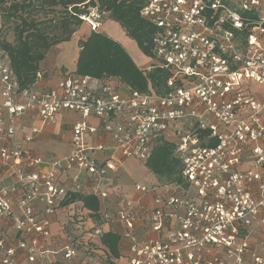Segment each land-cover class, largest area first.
Masks as SVG:
<instances>
[{
	"label": "built area",
	"instance_id": "1",
	"mask_svg": "<svg viewBox=\"0 0 264 264\" xmlns=\"http://www.w3.org/2000/svg\"><path fill=\"white\" fill-rule=\"evenodd\" d=\"M138 1L154 29L145 70L167 72L160 91L70 71L43 88L40 70L21 87L0 30V264H264V0ZM106 16L96 0L78 15L93 31ZM63 109L82 117L68 151L31 155L26 144ZM160 139L173 141L186 185L135 183L151 207L134 209L111 182L112 151L144 163ZM80 194L99 199V219L72 198ZM110 230L125 259L98 246Z\"/></svg>",
	"mask_w": 264,
	"mask_h": 264
},
{
	"label": "trees",
	"instance_id": "2",
	"mask_svg": "<svg viewBox=\"0 0 264 264\" xmlns=\"http://www.w3.org/2000/svg\"><path fill=\"white\" fill-rule=\"evenodd\" d=\"M96 2L145 56L152 55L153 25L139 15L138 0ZM89 5H94V0H0V30L4 28V23L13 24L10 29L13 41L4 39L2 46L9 53L11 68L21 87L31 85L37 71L45 75L40 63L51 48L70 40L72 34L84 25L78 15ZM39 15L50 17L40 19ZM78 46L74 73L97 78L116 77L138 91H160L164 85L167 77L165 70L159 67L149 70L140 68L122 43L103 31L88 29L79 39ZM210 143H215V140H210ZM173 148V141L158 140L153 145L151 156L143 164L159 182L186 185L181 176L182 162L175 157ZM72 198L81 202L89 216L99 219L100 202L96 196L80 194ZM97 241L107 256L120 257V241L116 232L105 231Z\"/></svg>",
	"mask_w": 264,
	"mask_h": 264
},
{
	"label": "crops",
	"instance_id": "3",
	"mask_svg": "<svg viewBox=\"0 0 264 264\" xmlns=\"http://www.w3.org/2000/svg\"><path fill=\"white\" fill-rule=\"evenodd\" d=\"M105 21V20H104ZM103 21V22H104ZM105 22L103 23L104 27ZM81 25L71 36L70 41L72 40L71 46H62L65 45L66 41L61 42L60 44L55 45L50 50H58L61 47L63 52H66V56L68 59L67 63L60 62L58 64V67H51L46 66L45 64L40 63V67L44 69L45 75L42 80H40V84H38L40 87L47 88L48 86H53L56 84V80H58L59 75L62 71H70L74 72L76 66L75 61L78 55V41L80 38H82L83 33H87V29L82 27ZM102 27V31H103ZM104 32V31H103ZM106 33V32H105ZM108 34V33H107ZM109 35V34H108ZM111 36V35H109ZM113 37V36H111ZM115 40H117L115 37H113ZM69 41V40H68ZM118 42L120 40H117ZM121 42V41H120ZM124 46V45H123ZM69 51L74 52L69 56ZM49 53V52H48ZM48 55V54H47ZM46 55V57H47ZM63 60V59H61ZM135 62V60H133ZM66 62V61H65ZM136 63V62H135ZM137 65V64H136ZM140 68L145 69L149 66V64H146L145 66H140ZM81 114L79 112H75L72 110L63 109L62 111L56 113L54 117L48 121L41 129V131L34 137L33 141L31 143H27L26 146L29 148L31 155L33 156H41L44 159H49L52 157H60L63 156L64 153H66L69 149L70 144V136H71V129L73 127V124L77 123L79 120H81ZM22 124L25 126L28 125H34L38 123L37 117L29 118L27 116L22 117L21 119ZM87 122L89 123H99V120L95 117H88ZM21 131L17 132L16 135V141H21ZM86 139L89 143H97L99 141L107 142L110 139H108V135H104L103 137L99 136H91L87 135ZM97 158L101 159L105 157V154L102 152H95L94 153ZM112 157L115 160L116 163V169L111 172V182L115 184V186L118 188L119 196L126 197V198H132L134 200H138V203L135 205L134 209H140V208H148L151 207V196L147 193L145 195H140L137 192L133 190V184L135 183H142V184H152V182H157L158 180L154 176L153 173H151L147 167L144 166L143 163L139 162L138 160L132 158V157H124L121 156L120 153L117 151H112ZM110 197V207L112 210L116 208V206L119 203V200L116 197H113L111 195ZM112 229L118 231L120 229V226L114 221L110 223ZM138 236H147L151 237L154 236L155 233L148 229H144L142 227L137 229ZM120 254L124 256L127 253L126 248V242L120 244ZM125 262V260H123Z\"/></svg>",
	"mask_w": 264,
	"mask_h": 264
},
{
	"label": "rangeland",
	"instance_id": "4",
	"mask_svg": "<svg viewBox=\"0 0 264 264\" xmlns=\"http://www.w3.org/2000/svg\"><path fill=\"white\" fill-rule=\"evenodd\" d=\"M45 17H50V15H45ZM45 17L43 15H39V18L42 19ZM105 20V21H104ZM103 21L105 22L104 27H103V31L108 33L109 35L115 37L117 40H120L122 45H124L125 50L128 51V53L130 54V56L132 57L133 60H135L137 65L140 66H145L146 64H149V62L153 61L152 58L145 56L141 50H139V48L137 47L136 43L133 42V40H131L127 35H125L123 29L121 28L120 25H118V23L114 20H112L109 16L104 17ZM5 26L4 28H6V35L7 38L12 40V32H11V27L12 25L10 24H6L4 23ZM84 25L82 26L83 28H85V30L89 29V27L83 23ZM0 25H1V21H0ZM9 28V29H7ZM86 33H83V35ZM13 41V40H12ZM72 40L70 41H66V43H64L65 45L62 46H71L72 44ZM63 47H61L58 50H49L47 57L45 58L43 64H45L46 66H51L53 68L58 67L59 61L60 62H64L67 63L68 59L66 56V52L64 53L62 50ZM69 52V51H67ZM74 53V52H69V56ZM63 59V60H61ZM66 61V62H65Z\"/></svg>",
	"mask_w": 264,
	"mask_h": 264
}]
</instances>
